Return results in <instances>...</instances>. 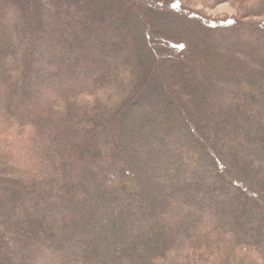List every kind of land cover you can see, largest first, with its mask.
<instances>
[{
    "label": "trees",
    "instance_id": "1",
    "mask_svg": "<svg viewBox=\"0 0 264 264\" xmlns=\"http://www.w3.org/2000/svg\"><path fill=\"white\" fill-rule=\"evenodd\" d=\"M0 264H264V0H0Z\"/></svg>",
    "mask_w": 264,
    "mask_h": 264
},
{
    "label": "rangeland",
    "instance_id": "2",
    "mask_svg": "<svg viewBox=\"0 0 264 264\" xmlns=\"http://www.w3.org/2000/svg\"><path fill=\"white\" fill-rule=\"evenodd\" d=\"M206 13L212 17H233L237 14L236 8L231 3L219 5L213 9H207Z\"/></svg>",
    "mask_w": 264,
    "mask_h": 264
}]
</instances>
